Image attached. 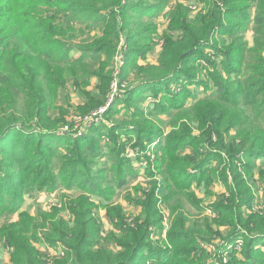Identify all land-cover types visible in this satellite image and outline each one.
<instances>
[{"label": "rangeland", "instance_id": "rangeland-1", "mask_svg": "<svg viewBox=\"0 0 264 264\" xmlns=\"http://www.w3.org/2000/svg\"><path fill=\"white\" fill-rule=\"evenodd\" d=\"M128 1L138 3V0ZM140 4L138 6L143 8L122 6L123 2L120 5L123 13L117 16L118 26L127 23V20L134 22L137 19L145 24L142 28H135L138 29L136 32L132 29L131 33L136 34L131 37L126 31L118 30L120 34L114 40L116 45L110 65L103 70L98 66L100 61L105 62V55L72 50L67 54L86 55L93 60L92 65L87 66L86 80L81 79L76 83L72 77H67L60 88L51 84L47 74L46 82L42 78L34 89L25 91L34 98L24 94L21 96L16 90L11 91L14 101H10V94H0V122L11 113L18 112L25 116L21 121L29 128L25 132L32 140L31 146L36 141L34 130L49 134L43 137L40 148L31 149L30 152L44 154L48 151L47 146H50L64 153L65 146L75 142L83 148L87 144L96 146L99 150L94 156L83 158L91 160V174L95 184L102 190L94 192L91 187H81L68 176L69 170L63 171V158L53 157L49 162L48 183L42 185L36 181L34 185L21 189V199L14 213L0 215V264H16L18 260L14 245L8 241V234L11 233L18 240L14 242L27 244L40 257H60L66 246L58 240L55 243L46 242V226L42 224H46L47 217V220L70 221L73 226L75 216L72 212L80 208L74 207L78 200L84 201V204L87 201L92 207L90 217H86L93 229L90 237L92 242L98 240L99 244H104L112 252L119 249V242L129 241L125 235L127 230L142 226L138 235H144V241L152 249L171 253L181 248V255L177 256L181 264H241L248 261L256 264L252 258L259 255L258 252H253L250 259H246L243 254L247 243L245 230L238 218L243 216L249 219L264 210V155L258 157L242 150L235 151L231 155L232 159L226 150L221 149L220 158L214 155L210 158V153L218 154L214 153L217 149L206 140L207 129L214 121L196 119V112L191 108L199 101L198 106L213 107L212 110H215L210 98L216 96V87L209 76L219 74L226 77L218 54L211 55L210 46L197 48L195 45L193 49L197 52L193 54L190 49L187 64H183L195 76L192 81L187 75L179 74L178 83L172 76L138 85L141 82L139 76L160 74L165 70L160 63L167 45H182L178 41L184 42V37L187 42L184 45H187L192 41L188 35L200 38L204 32H208L209 26L203 23L202 16L206 15V2L140 0ZM235 4L240 8L244 5L243 2ZM114 10L119 9L117 7ZM252 11L253 8L248 9V12ZM245 15L244 11H231L224 16V20L231 25L225 29L217 28L208 36L209 44L213 43L220 50L232 43L248 44L243 65L245 76H248L255 71L253 51L264 57V49L257 51L255 47L257 39L264 43V34L256 35L251 16ZM142 16L145 17L142 19ZM95 17L86 15L83 20L91 21ZM94 20L88 26L83 22H75L74 42L92 38L93 34L99 33L103 19ZM132 47L145 48V51L137 57L136 53L130 52ZM117 51L122 57V64L115 60ZM65 52L66 48H59L57 56ZM169 60L167 56L165 61ZM138 66L142 68L137 71ZM114 67L119 71L118 77L115 76ZM233 74V77L229 76L230 80L235 78ZM124 75L126 80L122 79ZM228 84L235 88L233 81ZM45 86L52 89L48 91ZM183 87L185 90H182ZM172 94H177V101L170 104L166 96ZM181 102L184 107L179 110L177 106ZM138 126L144 127L145 132L137 133L135 130ZM182 129H186L189 138H182L179 147L171 155L162 153L164 147H161V142L164 146L165 136L177 135L176 132ZM143 133L145 139L138 143ZM235 133V129L231 128L226 141L229 142ZM23 135L16 129L14 136L18 140L17 144ZM239 140L235 137L234 142L239 143ZM192 153L197 155L200 163L203 160L206 163H199L195 167L182 162V158ZM161 158L165 161L160 162L158 159ZM121 160L123 163L119 165ZM176 167L183 169L178 173L168 172ZM173 176L188 184V188L181 191L177 189ZM191 194L196 204L186 199ZM19 212L25 216L31 215L34 223L27 225V219L25 228L21 223L14 225L16 221H23ZM176 224L194 232L195 240L190 245L176 242L179 245L173 246L169 233ZM237 231L240 233H235ZM193 244H196L194 250ZM254 247L264 253V237L258 238ZM165 258L162 257V260ZM145 264L164 262L149 255Z\"/></svg>", "mask_w": 264, "mask_h": 264}, {"label": "trees", "instance_id": "trees-1", "mask_svg": "<svg viewBox=\"0 0 264 264\" xmlns=\"http://www.w3.org/2000/svg\"><path fill=\"white\" fill-rule=\"evenodd\" d=\"M201 1L206 2L207 6L206 15L202 16L204 17L203 23L209 26L208 32H204L200 38L192 34L188 35L192 41L187 45H184L187 43L185 37L184 42L178 41L182 45H167V51L160 63L165 70L160 74L151 73L139 76L141 82L138 85L172 76L174 81L178 83L179 74L187 75V78L192 81L195 76L187 70V66H183V64H187V58L190 57V49L194 54L197 52L193 49L195 45L198 46L197 48L210 46L212 48L211 55L218 54L226 77H221L219 74L209 76L216 87V96L210 98L213 102L211 105L215 106L214 111L212 110L213 107L198 106L200 105L199 101L191 107L196 112V119L202 122H206L208 119L214 121L207 129L206 140L209 145L217 149V152L214 153L218 154L212 152L207 157L211 158L214 155V157L220 158L221 149L226 150L232 159L233 156L231 155L235 151L240 152L242 150L258 157L262 156L264 155V57L261 56V53L253 51L255 71L251 75L245 76L243 65L246 61L245 52H248V44L245 42L232 43L224 50H220L216 49L213 43L209 44L210 37L208 35L211 31L214 33L217 28L225 29L231 25L224 20V16L231 11H244L246 17L251 16L254 23V33L263 35L264 0ZM122 2V6L143 8V6H138L141 5L140 0H138V3L128 0H0V94L6 92L10 94V101H14L11 91L16 90L21 96L24 94L28 98H34L33 95H28L25 91L30 92L34 89L42 78L46 82L47 74H49L51 84L60 88L62 84H65L67 77H72L76 83L81 79L86 80L88 78L87 66H91L93 60L86 55H68L67 53L72 50L87 51L92 55H105L106 60L105 62L100 61L99 69L103 70L108 64L110 65V58L116 45L114 40L120 34L118 30L126 31L131 37L138 30L135 28H142L145 24L141 19H137L134 22L127 20V23L118 26L116 19L118 15L122 16V6H120ZM237 2L244 3L242 8L235 4ZM117 7L119 10H114ZM250 8H253L252 12H248ZM86 15H94L95 18L103 19L101 21L103 26L99 33L93 34L92 38L74 42L73 39L76 38L75 22H83L88 26L92 23L91 21H95V18L91 21L83 20ZM132 29H135L134 34L131 33ZM256 41V50L262 51L264 43L262 44L260 39ZM59 48H66L64 55L57 56V49ZM139 49L132 47L130 52L136 53L139 57L144 53L145 48ZM167 56L170 58L169 61H165ZM139 68L141 69L142 66L136 67V70L138 71ZM232 74L235 75V78L230 80L229 76H232ZM122 79L126 80L125 75ZM232 81L235 83V88L228 84ZM3 85H5L4 89ZM45 89L50 91L52 88H46L45 86ZM105 89L106 86L103 90ZM182 90H185V87ZM155 93L157 94V92ZM168 99L170 104L175 103L177 94L167 95L166 100ZM95 102L98 104L97 101ZM177 107L179 110L182 109L184 103H179ZM24 117L19 115L18 112L11 113L0 122V215L14 213L15 206L21 199V189L34 185L36 181L42 185L48 183L49 162L53 157L63 158V171L69 170L68 176L75 179L81 187L85 189L91 187L94 192L102 191L95 184L94 176L91 174L93 169V166L90 165L91 160L83 158L87 155L89 158L94 156L99 150L96 146L87 144L83 148L75 142L65 146V154L50 146H47L48 151L46 150L44 154L30 152L31 149L37 150L40 148L43 137L49 134L47 132L43 133L39 129L34 130L36 134L33 136L36 141L31 146L32 140L28 138L25 132L29 128H26L25 122L21 121ZM231 128H234L236 133L227 142L226 137ZM16 129L24 134L21 138V144H17L18 140L14 136ZM145 130L144 127H139L135 131L140 134ZM176 133L178 134L165 136L164 146L161 142V147H164L162 153L171 155L183 139L189 138L186 129ZM143 134L139 136L138 143L145 139V133ZM235 137L240 138L239 143L234 142ZM22 144L24 145L19 147ZM158 160L160 162L165 161L164 158ZM220 161L222 162V159ZM182 162L191 163L195 167L200 163L197 155L193 153L182 158ZM121 163H123L122 160L119 165ZM202 163H206V161L203 160L200 164ZM16 167H19V169H16ZM228 167L232 168L230 165ZM182 169V167H176L168 170V172L178 173ZM45 171H47V175L43 174ZM261 172L263 173V171ZM173 179L176 188L180 191L188 188L186 187L188 184L182 182L179 177L173 176ZM200 181L201 178H199ZM186 199L188 202L196 204L193 194ZM83 202L78 200L74 204L75 208H80H77L76 212H72V215L75 216L73 226L70 221L47 220V217L46 221L44 220L46 224H42L46 226V235L44 236L46 242L55 243L58 240L66 246L60 257L53 259L47 255L46 258L40 257L27 244L14 242L18 240L10 232L8 241L12 242L10 244L14 245L16 249L18 255L16 264H145V259L149 255L163 261L164 264H181V261L177 259V256L181 255V248H176L171 253L168 250L152 249L150 244L144 241V235H138V231L142 226L127 230L125 235L129 241L119 242L121 244H117L119 249L115 252L110 251L104 244H99L98 240L93 243L90 238L92 236L91 230H93L91 221L86 219V217H90L92 207L88 205L89 202L85 201V204ZM79 212L82 215L81 217ZM19 216L23 221H16L14 224L16 226L21 223L22 227L25 228L27 219V225L30 222L34 223L33 217L29 214L25 216L19 212ZM238 219L245 230L244 238L247 243L243 252L245 258L250 259L249 257L253 252H258L259 255L252 258L253 263L264 264V253L254 247L255 241L264 237V210L261 214L251 216L249 219L243 216H239ZM235 233H232V235H235ZM169 239L173 246L175 244L179 245L176 242L190 245L195 240V234L192 230H186L183 225L176 224L174 230L169 233ZM195 245L193 244L192 250H194ZM182 249L185 250V248ZM162 257L166 258L162 260ZM250 263L251 261L241 264Z\"/></svg>", "mask_w": 264, "mask_h": 264}, {"label": "built area", "instance_id": "built-area-1", "mask_svg": "<svg viewBox=\"0 0 264 264\" xmlns=\"http://www.w3.org/2000/svg\"><path fill=\"white\" fill-rule=\"evenodd\" d=\"M119 51V50H118ZM117 51V52H118ZM115 60L118 62V64H122L123 63V61H122V57H121V55H120V53L118 52V53H116V55H115ZM116 63V62H115ZM115 68V67H114ZM114 72H115V76H119V71H117L116 70V68L114 69Z\"/></svg>", "mask_w": 264, "mask_h": 264}, {"label": "crops", "instance_id": "crops-1", "mask_svg": "<svg viewBox=\"0 0 264 264\" xmlns=\"http://www.w3.org/2000/svg\"><path fill=\"white\" fill-rule=\"evenodd\" d=\"M139 83V82H138Z\"/></svg>", "mask_w": 264, "mask_h": 264}]
</instances>
